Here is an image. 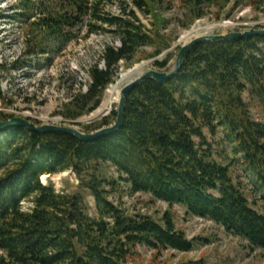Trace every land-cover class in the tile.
<instances>
[{"label":"trees","instance_id":"trees-1","mask_svg":"<svg viewBox=\"0 0 264 264\" xmlns=\"http://www.w3.org/2000/svg\"><path fill=\"white\" fill-rule=\"evenodd\" d=\"M112 0H42L44 37L28 43L26 54H50L91 17L90 32L110 27L119 46L105 48V67L90 69L91 83L65 104L62 115L76 119L101 104L123 61L126 67L140 58H154L170 48L164 32L169 21L161 12L163 0H133L150 15L151 28L135 10L102 16ZM199 19L206 9L222 12L231 0H179ZM244 0H237L238 6ZM257 10L264 0H245ZM27 9L32 0H23ZM160 9L159 11L157 9ZM40 24V23H39ZM148 48L153 51L147 52ZM172 55L154 65L166 71ZM246 95L249 101L246 99ZM264 37L204 41L187 54L179 73L165 83L147 79L128 94L122 128L86 142L60 132H33L25 127L0 131V264H138L135 248H194L175 217L166 212L161 223L150 216L130 215L110 198L121 181L131 192L184 206L187 213L210 219L251 247L264 250V212L256 209L235 182L231 164L215 155L205 134L219 129L264 195ZM11 116L1 114V119ZM117 117V110L113 111ZM110 116L85 126L92 132L110 125ZM114 123V122H113ZM110 163L118 178H108L101 166ZM65 171L79 178V190L58 192L42 176ZM86 192L94 197L97 216L89 212ZM30 206L25 209L24 203Z\"/></svg>","mask_w":264,"mask_h":264},{"label":"rangeland","instance_id":"rangeland-1","mask_svg":"<svg viewBox=\"0 0 264 264\" xmlns=\"http://www.w3.org/2000/svg\"><path fill=\"white\" fill-rule=\"evenodd\" d=\"M236 2L237 0H231L220 13L215 7L206 9V15L196 19L179 0H163L161 12L169 21L164 32L172 37L170 48L154 58L143 59L140 58L143 54H140L130 67H126L122 61L120 71L105 90L100 106L91 113L70 119L62 115L65 104L80 91H87L91 83V67L99 64L104 68L105 48L110 45L119 46V41L105 24L103 26L109 30L98 29L91 33L92 21L88 16L77 27L66 29L72 36L67 44H60L50 54L28 56V45L43 38L46 32L41 26V19L44 17L43 2L32 0L34 7L27 9L23 0H0V115L22 117L38 125L72 126L84 132H87L86 125L99 123L107 116H110L108 122L112 125L115 122L113 111L118 108L121 90L149 70L166 71L155 66L154 62L164 60L168 54L172 55V59L167 72L172 71L178 52L184 44V36L198 23L209 24L202 30L203 35L264 28V8L257 10L246 4L245 0L238 6ZM122 10H135L140 19L151 28L152 17L137 9L133 0L104 3L100 14L119 15ZM151 51L152 48L147 49V52ZM140 65L144 66L138 70ZM134 66L137 69L119 83L120 75ZM246 99L249 101L247 95ZM252 113L255 119L264 122V113L260 108L252 107ZM205 134L212 143L216 157L224 164H231L235 182L242 187L253 206L264 212L263 192L256 187L253 177L242 166L240 155L233 151L222 128L216 135H212L207 129ZM101 173L108 178H118L116 168L110 163L101 166ZM41 179L44 184L53 185L58 192L72 193L79 190V178L72 171L47 174ZM86 195L90 214L97 216L94 197L89 192ZM110 198L128 214L150 216L160 223L165 213L171 212L177 229L183 230L194 243V248L187 252L138 245L133 257V261L138 264H264V250L251 247L246 240L227 232L222 225L210 219L187 213L182 205L170 207L167 202L155 199L150 193L131 192L129 184L124 181L111 192ZM29 206V202L24 203L25 209Z\"/></svg>","mask_w":264,"mask_h":264},{"label":"water","instance_id":"water-1","mask_svg":"<svg viewBox=\"0 0 264 264\" xmlns=\"http://www.w3.org/2000/svg\"><path fill=\"white\" fill-rule=\"evenodd\" d=\"M253 36H261L264 37V28L263 29H257L253 28L247 31H233L226 34H204L201 36H198L194 38L191 42L188 44H183L181 49L178 52L176 63L174 66V69L172 71H162V70H149L142 74L141 76H138L133 81H131L129 84H127L120 93V100L117 108V117L115 122L110 125L103 127L97 131L94 132H84L81 131L75 127L72 126H63V125H53V124H43L38 125L28 119L22 118V117H11L5 120H0V131L9 130L16 127H25L30 131L33 132H40V133H47V132H60V133H67L71 134L78 139L86 142L96 141L100 138L112 135L116 132H118L125 121V110H126V102L129 92L137 85L142 83L143 81L147 79H155L161 83H165L168 80L175 77L179 71L181 70L183 63L185 61V58L189 51L198 43L204 42V41H234V40H240L243 38H250ZM141 66V65H140ZM137 66H134L128 70V72L133 71L136 69Z\"/></svg>","mask_w":264,"mask_h":264},{"label":"bare ground","instance_id":"bare-ground-1","mask_svg":"<svg viewBox=\"0 0 264 264\" xmlns=\"http://www.w3.org/2000/svg\"><path fill=\"white\" fill-rule=\"evenodd\" d=\"M209 26L208 23L206 22H200L198 23L191 31L187 32V34L184 36L183 41L184 44H188L189 42H191L194 38L203 35L202 30H204L205 28H207ZM142 66V65H141ZM141 66L138 68V70L141 68ZM144 66V65H143ZM142 66V67H143ZM137 69V67H136ZM136 69H134L133 71L130 72H126V73H122L120 75V81L119 83L123 82L124 80H126L130 74H132ZM121 93V92H120ZM120 100V98H119ZM109 104V103H108ZM108 107V106H107Z\"/></svg>","mask_w":264,"mask_h":264}]
</instances>
